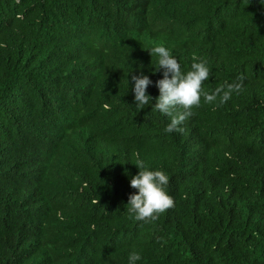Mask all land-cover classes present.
Masks as SVG:
<instances>
[{"label":"trees","instance_id":"1","mask_svg":"<svg viewBox=\"0 0 264 264\" xmlns=\"http://www.w3.org/2000/svg\"><path fill=\"white\" fill-rule=\"evenodd\" d=\"M163 44L204 91L165 133L132 75ZM142 160L173 206L126 211ZM264 264V5L259 0H0V264Z\"/></svg>","mask_w":264,"mask_h":264},{"label":"clouds","instance_id":"2","mask_svg":"<svg viewBox=\"0 0 264 264\" xmlns=\"http://www.w3.org/2000/svg\"><path fill=\"white\" fill-rule=\"evenodd\" d=\"M264 5V0H259ZM151 58H155L153 71H160L155 87L158 96L153 97L146 89L153 81L148 75H132L133 101L137 110L151 105V111L169 117L163 128L165 133L182 131L179 125L192 115V108L204 103L215 102L216 106L227 102L231 96L243 90L242 80L237 77L233 82H225L208 93L203 90L202 83L208 80L210 69L207 62L193 57L190 66L182 69L180 62L163 44H155L147 49ZM139 169L129 179V185L136 191L127 198L126 211L136 221L148 222L156 220L158 214L173 206V199L166 191L168 175L161 169H151L137 159L134 163ZM141 254L132 250L127 254V264H137Z\"/></svg>","mask_w":264,"mask_h":264}]
</instances>
